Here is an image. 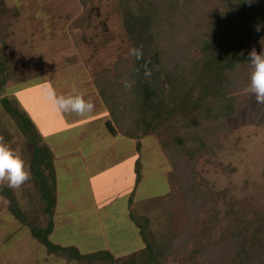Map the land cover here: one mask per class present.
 I'll return each instance as SVG.
<instances>
[{
	"label": "rangeland",
	"instance_id": "1",
	"mask_svg": "<svg viewBox=\"0 0 264 264\" xmlns=\"http://www.w3.org/2000/svg\"><path fill=\"white\" fill-rule=\"evenodd\" d=\"M197 1L203 13L212 11L208 0ZM3 3L11 13L4 19L7 29L2 32L4 40L0 44L9 73V81L0 90V142L25 161L31 174V147L1 105L2 99H8L33 121L40 132L39 143L46 145L54 158L56 209L50 241L61 247L74 246L82 254L108 250L117 258L140 250L141 238L128 218L135 162L139 160L142 165L143 179L134 192L133 211L137 215L146 214L158 233L166 231V210L175 208L179 184L170 154L164 152L156 135L141 139L137 151L136 141L120 135L112 138L105 128L111 115L99 88L109 85L116 90L114 85L121 83L116 77L129 68L131 59L132 48L120 15L122 2L3 0ZM195 27L185 23L173 46L175 49L184 44L191 57L198 59L200 37ZM46 84H51L57 95H82L85 101L94 104L90 114L80 117L81 127L77 131L72 129L71 136L69 128L63 126L60 116L44 99L42 89ZM235 95L246 105L227 120L226 128L218 134L219 148L213 147L212 153L204 154L194 164L200 194L214 195L216 228L219 227L214 237L232 208H241V216L246 220L254 215L264 216V104H257L247 90ZM114 97H119L118 92L107 95V99L112 98L110 102ZM98 112L99 117L89 119ZM68 114L63 115L67 122L79 117ZM167 137L164 132L162 140ZM172 181L176 187L170 184ZM13 190L19 198L23 194L27 197L22 208L30 210L42 228L46 227L31 180ZM154 198L160 199L159 202L141 208L140 204ZM0 264L74 263L48 254L32 237L29 227L11 216L7 201L0 197ZM167 264L178 263L169 258Z\"/></svg>",
	"mask_w": 264,
	"mask_h": 264
},
{
	"label": "trees",
	"instance_id": "2",
	"mask_svg": "<svg viewBox=\"0 0 264 264\" xmlns=\"http://www.w3.org/2000/svg\"><path fill=\"white\" fill-rule=\"evenodd\" d=\"M120 1L124 32L131 48H142L143 58L137 61L131 56L129 68L116 77L121 80L119 84L114 82L116 90L109 85L100 89L96 81L95 85L111 115V120L105 123L110 137L120 135L136 141L138 151L141 139L156 135L164 152L170 154L179 188L175 208L166 210V231L156 232L146 214L137 215L133 211L134 192L143 179L142 165L137 160L135 184L128 198V217L141 238L140 250L117 258L108 250L82 254L74 246L52 243L56 209L54 158L49 148L39 143L37 129L24 110L13 106L8 99L1 101L3 110L32 150L30 180L46 227L42 228L30 210L22 208L27 201L24 194L19 198L12 188L0 184V197L7 201L11 216L29 227L32 237L48 254L61 256L69 263L167 264L171 258L178 264H264V216L254 215L246 220L241 216V208H232L223 217L224 225L214 237L219 228H216L214 195L200 194L194 172L197 160L218 147L216 138L226 128L227 120L247 103H240V97L235 94L247 90L250 84L253 68L248 63V53L252 49L258 54L264 51V27L259 33L255 31L256 25L264 26V0L252 4L247 0H208L212 11L207 15L197 0ZM8 12L11 13L0 0V44L4 40L2 32L7 29L4 19ZM204 22L206 27L202 26ZM185 23L196 26L198 31V59L191 57L184 44L174 49L177 34ZM2 55L3 45H0V90L9 81ZM146 62L152 73L147 78ZM126 81L131 85L128 88ZM112 91L118 92L119 97L110 102L112 98L107 99V95ZM164 132L168 137L162 140ZM170 184L175 186L173 181ZM159 200H148L140 204L141 208Z\"/></svg>",
	"mask_w": 264,
	"mask_h": 264
},
{
	"label": "clouds",
	"instance_id": "3",
	"mask_svg": "<svg viewBox=\"0 0 264 264\" xmlns=\"http://www.w3.org/2000/svg\"><path fill=\"white\" fill-rule=\"evenodd\" d=\"M249 4L255 3L256 0H247ZM262 25H256L255 31L259 33ZM129 55L136 58L137 61L143 58L142 48H132ZM248 63L252 66L250 84L247 91L251 93L257 104H264V51L259 54L255 49L248 53ZM145 77H151L152 73L144 65ZM131 85L125 82V88ZM44 99L50 109L58 115L74 113L79 117H85L94 110V104L85 101L82 95H57V92L51 84H46L42 89ZM31 179L25 161L14 152L7 144L0 142V182H7L8 187L17 189L25 182Z\"/></svg>",
	"mask_w": 264,
	"mask_h": 264
},
{
	"label": "crops",
	"instance_id": "4",
	"mask_svg": "<svg viewBox=\"0 0 264 264\" xmlns=\"http://www.w3.org/2000/svg\"><path fill=\"white\" fill-rule=\"evenodd\" d=\"M93 99V98H92ZM96 113H94V114H92V116H89V119H92V118H94L95 116L96 117H99V112H98V114L97 115H95ZM103 114V113H102ZM60 116V118H61V120H62V123H63V126H65V127H67V128H69V130H70V133H69V136H71V133L73 132L72 131V129H75V128H77L76 129V131L81 127V124L80 123H78L80 120H82L80 117H76L75 118V120L74 121H69L68 120V122L64 119V116L63 115H59ZM68 116H69V114L67 115V118H68ZM66 118V119H67ZM80 118V119H79ZM64 119V120H63ZM76 120H78L77 122H76ZM33 122V121H32ZM73 123V124H72ZM37 129V128H36ZM37 132L38 133H40L39 131H38V129H37ZM64 141H66L67 143L69 142V140H67V139H65ZM63 141V142H64ZM72 150V149H71ZM133 171H134V169H133ZM131 177V176H130ZM135 182V181H134ZM129 218V217H128Z\"/></svg>",
	"mask_w": 264,
	"mask_h": 264
}]
</instances>
